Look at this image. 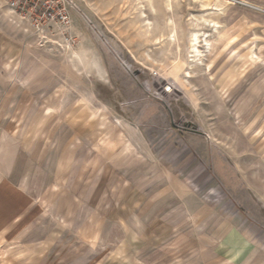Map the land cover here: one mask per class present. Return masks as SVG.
<instances>
[{
  "label": "rangeland",
  "instance_id": "374dc122",
  "mask_svg": "<svg viewBox=\"0 0 264 264\" xmlns=\"http://www.w3.org/2000/svg\"><path fill=\"white\" fill-rule=\"evenodd\" d=\"M51 4L70 21L40 27L0 0V59L9 64H0L1 104L18 110L0 119L20 123L17 167L27 165L31 181L70 167L74 227L54 226V250H76L86 227L97 241L80 250L100 253L96 264H264V0ZM121 123L140 134L130 148L153 160L150 175L138 193L96 192L95 178L109 181L110 171L83 138ZM126 234L127 254L116 242Z\"/></svg>",
  "mask_w": 264,
  "mask_h": 264
},
{
  "label": "crops",
  "instance_id": "0c3cea01",
  "mask_svg": "<svg viewBox=\"0 0 264 264\" xmlns=\"http://www.w3.org/2000/svg\"><path fill=\"white\" fill-rule=\"evenodd\" d=\"M4 3L6 4L5 0ZM10 43L13 44L14 42ZM1 63L2 65H9L6 59H0ZM0 76L4 75L0 73ZM5 94V89H0V113L13 115V113L18 112L17 109L12 108V105L7 107L1 104V98ZM6 119L7 116L0 119V129L9 131L3 134L0 132V136H3L0 138V264H42L39 262V258L45 259V264H96V260L101 256L100 253L93 256L88 255L86 251L82 252L80 250V247L83 245L85 247L87 242L97 241V235L95 234L89 240L86 234V227H83L81 231L80 228L77 230L78 233H81V236L79 233V237L77 236L74 239V242L77 243L76 250L69 251L68 247L62 251L54 250L53 244L57 241L53 235L54 226L61 228L74 227V223L69 221H71L72 206L75 204V191L73 190L74 187L67 185L65 180H63L66 177L65 175L69 174L70 167L64 173H56L55 179L52 181L47 179L39 183L34 182L33 179L31 181L27 165L25 169H22L21 165L17 167L21 144L14 131L19 130L21 125L11 116H9L8 120ZM111 125L108 124L102 130H95L89 139L90 141H86L85 137L82 141L93 144V149L96 153L94 159L100 164H104L108 168L107 170L110 171L109 181H107L108 178L105 176L98 178L99 180L95 178L96 192L98 189L100 190L102 187L109 185L117 187L112 192L113 194L118 193V191L124 194L141 192L136 191L138 188L136 183L140 184L142 179L148 178L153 160L151 158L142 160V157L135 154L134 150H131L130 146L133 144L131 141L141 137L134 127L127 123L110 127ZM11 132H14L13 135ZM137 142L141 147L145 144L144 140L140 138L137 139ZM129 148L131 152H127ZM32 158V161H34V156ZM63 161H68V159ZM135 161L139 162L138 165H131V162ZM107 163L109 164L107 165ZM86 167L87 165L84 167L83 181L87 178V175H85ZM98 168L100 167L98 166ZM152 168L155 170L160 169L157 163L152 165ZM135 178L138 179L134 183ZM148 189V187H145L146 191ZM42 194L45 195V207L39 208L38 200H40V195ZM54 197H57V202H59L56 203V206ZM83 198L82 196L78 201L82 210L88 208L89 205ZM114 202L112 201L111 203ZM118 215L117 211L113 212L111 218ZM39 230L44 231V233L38 235V232L36 233L35 231ZM60 237L56 238H59L58 240L62 244L71 241L68 236L67 238L64 236ZM128 237V234L120 239L118 236L116 237V242L120 243L121 249H123V246L127 249ZM9 242L19 243L18 245H22L24 248L13 247L5 249V243ZM126 249L125 254L130 253ZM25 259H29L28 262L24 261Z\"/></svg>",
  "mask_w": 264,
  "mask_h": 264
},
{
  "label": "built area",
  "instance_id": "2783aa9c",
  "mask_svg": "<svg viewBox=\"0 0 264 264\" xmlns=\"http://www.w3.org/2000/svg\"><path fill=\"white\" fill-rule=\"evenodd\" d=\"M8 8L17 13L23 19H33V23L40 27L45 24L56 21L60 24L68 23L70 17L65 9L58 12L51 4L52 0H5ZM33 15H35L33 17ZM169 88V89H168ZM167 91L170 87H167Z\"/></svg>",
  "mask_w": 264,
  "mask_h": 264
},
{
  "label": "bare ground",
  "instance_id": "6f19581e",
  "mask_svg": "<svg viewBox=\"0 0 264 264\" xmlns=\"http://www.w3.org/2000/svg\"><path fill=\"white\" fill-rule=\"evenodd\" d=\"M199 38L200 37H198L197 36V34L195 35V37H194V44H193V49H194V51L197 53V55H201L202 54V50L199 48L200 47V45H199V43H198V41H199ZM206 39V38H205ZM196 41V42H195ZM207 44V43H206Z\"/></svg>",
  "mask_w": 264,
  "mask_h": 264
},
{
  "label": "water",
  "instance_id": "95a60500",
  "mask_svg": "<svg viewBox=\"0 0 264 264\" xmlns=\"http://www.w3.org/2000/svg\"><path fill=\"white\" fill-rule=\"evenodd\" d=\"M184 125L186 126V127H192V128H196V125L193 123V122H191V121H187V122H185L184 123Z\"/></svg>",
  "mask_w": 264,
  "mask_h": 264
}]
</instances>
